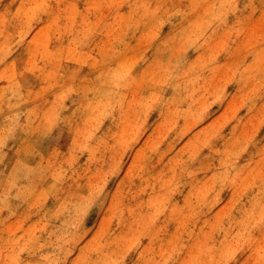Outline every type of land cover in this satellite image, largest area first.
Masks as SVG:
<instances>
[{
	"label": "rangeland",
	"instance_id": "1",
	"mask_svg": "<svg viewBox=\"0 0 264 264\" xmlns=\"http://www.w3.org/2000/svg\"><path fill=\"white\" fill-rule=\"evenodd\" d=\"M0 264H264V0H0Z\"/></svg>",
	"mask_w": 264,
	"mask_h": 264
},
{
	"label": "bare ground",
	"instance_id": "2",
	"mask_svg": "<svg viewBox=\"0 0 264 264\" xmlns=\"http://www.w3.org/2000/svg\"><path fill=\"white\" fill-rule=\"evenodd\" d=\"M11 146H12V147H11L12 149H15V148H16V146H14V141L12 142V145H11ZM1 153H2V157H3V156L6 157L7 154H6L4 151H2ZM8 166L11 167V168H14V164H12V163L9 164ZM19 184H20V183H19ZM15 185H16V184H15ZM11 186H13V185L11 184ZM23 186H24V185H23ZM9 187H10V186H9ZM2 188H3V187H2ZM18 188H19V187H18ZM19 189H20V188H19ZM21 189H22V188H21ZM17 190H18V189H17ZM17 192H18V191H17ZM23 193H24V192H23Z\"/></svg>",
	"mask_w": 264,
	"mask_h": 264
}]
</instances>
